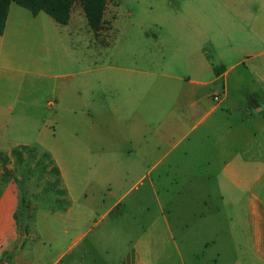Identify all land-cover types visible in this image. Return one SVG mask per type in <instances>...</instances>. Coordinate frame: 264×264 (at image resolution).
<instances>
[{
  "label": "rangeland",
  "instance_id": "1",
  "mask_svg": "<svg viewBox=\"0 0 264 264\" xmlns=\"http://www.w3.org/2000/svg\"><path fill=\"white\" fill-rule=\"evenodd\" d=\"M15 7L24 18L34 16L23 7ZM224 10L237 15L231 9ZM211 11L200 0H110L105 27L99 34L89 28L80 4L75 5L67 25L56 23L44 12L31 26L25 22L26 53L22 57L31 64L32 73L38 68L40 75L34 73L23 79L24 93L12 105L15 115L25 116L15 119L12 130L8 129L15 143H27L33 151L12 158L6 166L7 174L0 165V180L6 177L7 187L15 186L19 196V239L5 253L7 258L22 246L24 259L32 264L50 262L65 251V264H71V258H80L81 264H121L123 260L131 264L137 243L142 241L151 245L149 254L145 249V264H215L213 260L221 250L234 256L246 250L225 248V243L231 240L227 230L230 225L250 222L249 193L241 192L234 211L227 206L230 200H225L219 214L200 217L193 214L202 209L195 210L198 201L188 198V187L204 196L208 192L214 196L217 189L213 179L204 182L206 169L194 164L198 160L194 155L198 154L189 157L185 167L168 166L192 140L184 141L157 168L142 165L139 169L136 164V105L127 99L134 97L136 87L141 86L145 99L140 111L148 123L143 127L144 136H148L160 112L152 100L153 93L157 95L166 82H175L178 96L181 85L186 86L166 74L183 78L191 74L187 67L191 40L187 34L193 27L186 17H199L205 12L211 15ZM262 30L260 23H251L248 40L244 33L235 34L231 43L236 47L231 52L238 51L230 57L232 61L225 55L229 46L221 41L216 51L210 49L215 63H222L220 53L225 62H234L250 52L264 50ZM247 64L250 70L242 65L231 73L227 80L230 98L219 108L234 124L242 113L236 95H242L248 103L249 94L258 91L260 106L264 107V81L260 77L264 76V57ZM223 86L221 82L206 91L219 92L222 97ZM212 101L217 102L214 97ZM227 105L232 111L226 109ZM131 138L135 140L133 145ZM127 146L133 150L126 153ZM108 148L117 150L119 160L113 158L110 166L104 165ZM44 153L63 167L69 196L61 192L64 188L57 185L51 158ZM103 178L111 185L102 186ZM253 190L264 202V179ZM121 196L122 205L101 218ZM218 199L212 202L220 205ZM67 202L79 214L57 216L48 210L64 208ZM80 219L81 225H68ZM187 224L190 228L184 227ZM66 227L71 228L68 233L64 232ZM88 230L86 238L68 250L75 236ZM207 241H211L208 246ZM155 243L161 252L159 258L153 255Z\"/></svg>",
  "mask_w": 264,
  "mask_h": 264
},
{
  "label": "crops",
  "instance_id": "2",
  "mask_svg": "<svg viewBox=\"0 0 264 264\" xmlns=\"http://www.w3.org/2000/svg\"><path fill=\"white\" fill-rule=\"evenodd\" d=\"M200 1L203 7L211 8L212 11L211 15L202 12L203 14L199 17L193 15L186 17L188 24L193 27V31L187 34L189 40H191V49H187L188 66H186L191 74L186 78L166 74L167 78L182 80L186 86L181 85L182 88L178 96L176 95L177 83L175 84V82H166L161 87L162 89L157 91V95L153 93L152 100L159 105L160 112L157 118L158 121L153 124L154 126L147 134L148 136H144L143 132V127L148 123L144 120V115L140 111L145 99L141 86L136 87L134 97L127 99L130 103L136 105L134 124L135 135L137 136L134 146L136 164L140 166L139 169L143 167L142 165L157 168L184 141L192 140V143L181 149L182 154L176 155L168 166L175 169L185 167L189 157L193 158L194 154H198L194 155L198 157L197 162L194 164L197 167L206 169L204 182L213 179L217 189L214 196L213 194L209 195V192L206 196L197 195L191 191L192 187H188V198L192 201H198L195 210L202 209L201 212L193 214L200 217H205L208 214H219L225 200H230L227 206L234 211L236 201L241 198V192L242 194L249 193L248 215L250 222L248 225H230L227 230L230 233L231 240L230 243H225L227 244L225 248L236 249L237 251L246 250L238 256L229 255L228 251L221 250L216 255L213 263L264 264V202L253 190L264 179V107L260 106V93L258 91L251 92L249 94L250 103H245L242 95H236L238 97L237 104H239L242 113L235 124L219 112L220 106L227 103L230 98L227 80L231 73L242 65L250 70L251 66L247 63L264 57V50L258 53L250 52L244 55L241 60L237 59L234 62H225V57L220 53L221 64L215 63V57L211 55L210 51V49L216 51V48H219V45L225 41L226 47L229 46L230 48L225 53L226 58L232 61L230 57L238 49L231 52L236 47L231 42L235 41L236 33H244L245 40H248L251 23L261 24L264 37V0ZM15 4L12 3L10 6L5 32L0 35V154H9L13 149L21 146L32 147L27 143H15L11 131H8V129H11L15 119H21L25 116L15 115V108L12 105V101L17 100L24 93L25 84L23 79L26 75L30 76L34 73L40 75L38 68L32 73L31 64H26L25 58L22 57L26 53L24 50V33L27 27L25 22L28 26H31L32 23L38 21L40 14L24 18L22 11L15 7ZM252 8H255L256 11H251ZM224 9H231L237 15L233 16L231 12ZM215 67L218 69V74L214 70ZM255 73L260 74L256 71ZM241 75L242 73L239 74V77ZM260 77L264 81V76ZM221 82L224 85L222 97L219 96V92L206 91V88L209 87H219ZM239 85L241 84L237 86ZM215 96L219 97L216 100L217 102L212 101ZM253 108L256 110L255 112ZM226 109L232 111L233 108L227 105ZM129 141L132 145L135 142L133 138ZM128 147L132 146H127L126 153L133 150V148ZM114 148L118 149V147ZM102 149L107 151V147H102ZM108 151L110 152L105 157L104 165L110 166L113 158L119 162L116 154L117 150H109L108 148ZM57 165L61 172V185L67 192L66 196H69L70 189L67 185L65 171L61 165ZM114 166H118V163H115ZM141 178H144V176L142 175ZM101 180H103L100 182L102 186L108 187L111 185L106 178ZM123 198L121 196L101 218L111 214L117 207L121 206ZM217 198L220 200V205L212 202ZM18 205L17 189L15 186L9 185L0 198V264H32L24 259L22 254L24 247L22 246L17 248L15 254L10 258H7L5 254L7 251L12 250L19 239L18 224L15 219ZM48 210L52 215L57 216L79 214L68 202L64 208ZM81 224L82 220L80 219L78 222L75 221L68 225L79 226ZM95 224L97 225V223ZM184 227L190 228V225L187 224ZM69 229L71 228L66 227L64 232L68 233ZM89 231L77 234L72 244L68 246V250L75 249L86 238ZM210 244L211 241H207L205 245ZM149 245H144L142 241L137 243L131 264H145V249L149 254ZM156 246L155 243L152 248L153 255L155 258H159L161 252L156 249ZM66 252L59 253L55 259L44 264H65ZM162 254H165L164 250H162ZM69 262L71 264H81L80 258H71ZM125 262L126 260H123L121 264H126Z\"/></svg>",
  "mask_w": 264,
  "mask_h": 264
},
{
  "label": "trees",
  "instance_id": "3",
  "mask_svg": "<svg viewBox=\"0 0 264 264\" xmlns=\"http://www.w3.org/2000/svg\"><path fill=\"white\" fill-rule=\"evenodd\" d=\"M109 1L110 0H0V35H3L5 32L9 9L12 3H16L17 5L31 11L34 16L44 12L60 25H67L70 22L75 5L80 4L87 19L89 28L95 34H99L105 27V13ZM214 70L217 74L219 73L217 67H215ZM26 151L30 152L33 151V149L27 146H21L13 149L10 154H0V165L5 168L4 174H7L8 170L6 169V166L12 158H22V155ZM44 156L51 158L49 153H44ZM50 162L52 173L58 177L57 185H61L62 181L60 169L52 158ZM8 183L9 181L6 177H3L0 180V198L3 195ZM61 192L66 195L65 190H62ZM15 218L17 220V224H19V217L17 213L15 214Z\"/></svg>",
  "mask_w": 264,
  "mask_h": 264
},
{
  "label": "built area",
  "instance_id": "4",
  "mask_svg": "<svg viewBox=\"0 0 264 264\" xmlns=\"http://www.w3.org/2000/svg\"><path fill=\"white\" fill-rule=\"evenodd\" d=\"M219 99V97L218 96H215V100H218Z\"/></svg>",
  "mask_w": 264,
  "mask_h": 264
}]
</instances>
